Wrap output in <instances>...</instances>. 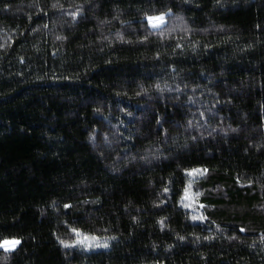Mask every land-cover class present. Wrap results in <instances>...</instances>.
Returning a JSON list of instances; mask_svg holds the SVG:
<instances>
[{"label": "trees", "instance_id": "trees-1", "mask_svg": "<svg viewBox=\"0 0 264 264\" xmlns=\"http://www.w3.org/2000/svg\"><path fill=\"white\" fill-rule=\"evenodd\" d=\"M11 237L0 264H264V0H0Z\"/></svg>", "mask_w": 264, "mask_h": 264}, {"label": "snow or ice", "instance_id": "snow-or-ice-1", "mask_svg": "<svg viewBox=\"0 0 264 264\" xmlns=\"http://www.w3.org/2000/svg\"><path fill=\"white\" fill-rule=\"evenodd\" d=\"M145 15L147 16V14H145ZM165 16H166L165 12H160L158 15H155V16H147V19H148V22L151 23L153 25V27H155L156 25L162 24L164 22ZM157 87H159V86L157 85ZM190 171L195 173V172H199L200 169H192ZM165 191H167V189H165ZM185 192L187 194V189L185 190ZM185 206L190 207V205H185ZM65 207H69V205H65ZM193 219L203 220L204 217L203 216H200V217L193 216ZM72 232H74L76 234V239L71 241V242L61 241V243L64 244L65 246H71V245H75V244L83 245L86 248H90L92 246H101L99 243L101 238L97 237L94 234L83 233L78 228H73ZM19 243H20V240L16 237L3 238V239H0V248H3L5 251H10V250L14 249L15 246L18 245ZM102 246L103 247L108 246L106 239L104 240Z\"/></svg>", "mask_w": 264, "mask_h": 264}, {"label": "rangeland", "instance_id": "rangeland-1", "mask_svg": "<svg viewBox=\"0 0 264 264\" xmlns=\"http://www.w3.org/2000/svg\"><path fill=\"white\" fill-rule=\"evenodd\" d=\"M159 14V13H158ZM158 14H150V15H147V16H155V15H158ZM147 16H145L144 17V19L146 20V22H147V25L150 27V28H159V27H161L164 23H165V21H166V16H165V20H164V22L162 23V24H158V25H156L155 27H153V25L151 24V23H149L148 22V19H147ZM194 175H195V173H193V172H191L190 173V176H191V179H193L194 178ZM182 203H183V205L185 206V205H190V207H187L188 209H189V211L191 212V213H193L194 214V216H198V214H200V210H201V205H200V203L198 202V198H197V193L191 188V185H189L188 187H187V194H186V192H184V195H183V198H182ZM186 207V206H185ZM104 240L105 239H100V245L101 246H92V247H90V249H100V248H105V247H103L102 245H103V242H104ZM107 244H108V241H107ZM75 245H77V246H79V247H82V248H86V247H84L83 245H80V244H75ZM17 246V245H16ZM15 246V247H16ZM1 250H4L3 248H0ZM86 249H89V248H86ZM5 251V250H4Z\"/></svg>", "mask_w": 264, "mask_h": 264}]
</instances>
